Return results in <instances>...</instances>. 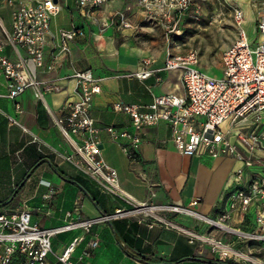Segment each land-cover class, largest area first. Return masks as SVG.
<instances>
[{
	"label": "crops",
	"instance_id": "crops-1",
	"mask_svg": "<svg viewBox=\"0 0 264 264\" xmlns=\"http://www.w3.org/2000/svg\"><path fill=\"white\" fill-rule=\"evenodd\" d=\"M59 1L61 10L51 17L43 45L44 62L51 64L53 69L49 72L39 70L37 75L38 80L52 83L55 90L39 99L34 90L28 88L15 99H10L5 96L6 81L0 71V212L25 205L31 211L32 222L51 228L65 224L68 211H72L75 218L80 215L83 219H97L113 215L118 209H140L94 224L88 232L80 229L66 231L68 238L65 242L55 243L53 248L51 241L52 253L48 257L51 263L70 241L81 237L72 256L73 261L89 239H98V246L84 261L87 264H241L213 252L211 243L205 238L245 253L252 264H264V240L233 235L213 227L206 220L218 218L231 190L245 185L253 175L264 177V149L254 151L258 160L252 166H245L232 155L214 158L203 148L195 155L186 156L171 140L168 124L161 121L143 129L136 156L129 158L126 154L128 140H113L104 129L114 126L131 130L130 118L114 112L111 104L121 100L147 105L158 95H181V71L164 69L166 57L147 60L143 64L149 55V47L136 45L133 38L119 44L116 42V38L129 37L122 31L131 29L117 33L118 30L108 28L98 35L96 23L81 16L82 11L77 9L61 12L62 0ZM127 1H112L102 8L100 14L106 17ZM250 1L243 5L237 2L245 16L244 8H248ZM11 9L5 0H0V11L11 12ZM196 12L193 4L182 16L178 32L167 35L165 46L159 51H190L194 45L186 37V32L191 21L198 20V17L191 16L197 15ZM0 20L4 27H10V21L7 26L1 15ZM71 26L81 28L84 35L70 41L67 51L60 52L58 31ZM3 54L16 59V53L10 46L4 47ZM83 69H90L94 76L101 78V91L93 97L90 115L100 129L98 158L115 170V180L122 192L120 195L107 192L64 159L77 156L55 119L75 99L73 83L67 79L68 75ZM145 71L149 72L147 77L135 76ZM16 103L19 111L15 109ZM260 127L264 143V114ZM220 130L243 152L242 144L227 122L221 124ZM74 137L76 141L80 140L78 136ZM220 148L218 146L216 150ZM238 169L242 173L240 179L234 175ZM192 199H198V203L191 205ZM153 205L188 207L199 215L159 209L149 212L146 207ZM227 222L242 232H259L254 208L243 219L232 216Z\"/></svg>",
	"mask_w": 264,
	"mask_h": 264
},
{
	"label": "built area",
	"instance_id": "built-area-1",
	"mask_svg": "<svg viewBox=\"0 0 264 264\" xmlns=\"http://www.w3.org/2000/svg\"><path fill=\"white\" fill-rule=\"evenodd\" d=\"M115 0H75L77 7L84 16L98 26V35L106 29L122 30L133 28L134 7L124 3L119 9L103 17L102 8ZM196 0H135L143 20L160 24L170 35L178 32V24L183 15ZM255 7V29L257 38L254 42L246 34L242 24L245 13L240 7L232 10V17L237 28L235 41L226 48L221 56V76L214 77L197 68L198 54L190 50L184 55L166 53L163 68L180 70L183 94L167 93L155 96L151 103L139 105L116 100L111 108L116 113H123L130 118L131 130L118 129L114 126L105 127V131L113 140L126 139V154L134 159L142 142V132L145 127L159 122L168 124L171 140L175 147L186 156L195 155L200 148L205 149L214 158L218 155H232L252 166L258 159L254 151L263 150V138L259 133L261 118L264 114V0H251ZM12 7L10 12V27L6 28L0 20V71L6 81L5 96L15 99L28 88L34 90L37 98L55 90L50 82L37 79L38 71H51L53 66L44 62L43 45L45 35L49 30L51 17L61 10L59 0L28 1L5 0ZM196 14V13H195ZM197 18V15H191ZM61 38L60 52L68 50V43L76 37L84 35V31L76 26L62 28L58 31ZM5 46H10L16 53V59H10L3 54ZM22 51V52H21ZM146 63V61H145ZM148 71L136 73L138 78H145ZM67 79L73 83L75 99L69 102L55 119L61 134L69 142L75 156L64 157L78 170L92 178L104 190L120 195L115 177V170L103 162L98 155L100 129L90 115L92 100L101 91L100 79L94 76L90 69L74 70ZM15 109L20 110L15 104ZM227 122L235 137L243 146V152L236 144L229 142L220 126ZM245 129V130H243ZM74 136L80 138L76 141ZM220 150H216L217 147ZM241 170L234 172L237 179L241 178ZM198 199H192L191 205H196ZM149 212L155 209L171 212H196L188 207L176 205H153L146 207ZM251 208L255 211V225L259 232L247 233L264 240V177L253 175L243 186L231 190L225 198L224 207L217 219L207 218L213 227L229 233H246L228 225L226 222L235 216L243 219ZM134 210L118 209L113 215L97 219H83L72 216V211L65 213L68 221L57 227L46 228L37 222H32L31 211L25 205L20 209H5L0 212V264H87L85 259L98 246V239L91 238L86 246L72 260L79 241L74 238L55 255V262L48 259L52 253L51 238L61 232L76 229L88 232L94 224L110 221ZM203 238V237H202ZM211 243V250L222 255L220 241L205 238ZM227 246V245H226ZM229 247V246H227ZM230 248V247H229ZM233 254V253H231ZM235 255V254H234ZM237 256V255H236Z\"/></svg>",
	"mask_w": 264,
	"mask_h": 264
},
{
	"label": "rangeland",
	"instance_id": "rangeland-1",
	"mask_svg": "<svg viewBox=\"0 0 264 264\" xmlns=\"http://www.w3.org/2000/svg\"><path fill=\"white\" fill-rule=\"evenodd\" d=\"M61 2V12H68L72 9H77L81 11L77 7L75 0H62ZM127 2L131 3L132 7H134L136 22L134 23L133 28H128L131 30L122 31L129 35V37L116 38V42L119 44L123 41H126V39L128 38H133L135 39L134 43L136 45L149 47V55L142 61L143 64H145V61L147 60H155L156 58L163 59V57H166L167 51H159L160 48L164 47L166 43V29L163 28L160 24L149 23L143 20V16L141 14L140 9H138V6L135 7L134 5L136 4L135 0H128ZM237 2L241 5L248 3L247 0H196L194 3L198 11L196 12L198 20L191 21L192 23L187 28L186 37H188L190 39L191 44L194 45L189 50L194 49L197 51V68L200 69L199 67H202V70L206 72L209 69H213L212 72H208L213 76H221L222 53L235 41L237 37V28L234 24L232 17V10L233 8L238 6ZM251 4L252 1L249 2L248 8H244L246 16L242 26L245 29L247 36L253 39V41L255 42L257 38V31L255 29L254 23L255 7ZM9 12V10L0 11V15L3 16L7 26L9 25L10 21ZM83 15V12H81V16ZM56 17H54L53 20ZM197 24H199V26H197ZM117 33H120V31H118ZM168 51L172 55H183L188 52L170 50ZM232 221H234V219H232ZM67 238V232H61L53 236L51 238L53 248L55 246V243L59 244L65 242ZM247 238L250 237H246V239ZM243 239L245 240V238ZM229 257L233 258L234 260H237L241 264H252L245 258L236 256L234 254L231 255L228 253L226 256H222V258L224 259H228Z\"/></svg>",
	"mask_w": 264,
	"mask_h": 264
},
{
	"label": "bare ground",
	"instance_id": "bare-ground-1",
	"mask_svg": "<svg viewBox=\"0 0 264 264\" xmlns=\"http://www.w3.org/2000/svg\"><path fill=\"white\" fill-rule=\"evenodd\" d=\"M245 20V19H244ZM213 71V69H209L207 72H212ZM223 124H226V122H224ZM237 234H239L240 236L242 235V236H251L250 234H247V233H237ZM220 251L222 252V255L224 254V253H226V252H230V253H233V254H235V255H237V256H240V257H242V258H245L246 260H249L248 258H250V257H248V256H246V255H242V253H240V252H238V251H236V250H234V249H231V248H229V247H227L226 245H221L220 246ZM251 261H252V259H250Z\"/></svg>",
	"mask_w": 264,
	"mask_h": 264
},
{
	"label": "water",
	"instance_id": "water-1",
	"mask_svg": "<svg viewBox=\"0 0 264 264\" xmlns=\"http://www.w3.org/2000/svg\"><path fill=\"white\" fill-rule=\"evenodd\" d=\"M54 1H56V0H54Z\"/></svg>",
	"mask_w": 264,
	"mask_h": 264
}]
</instances>
